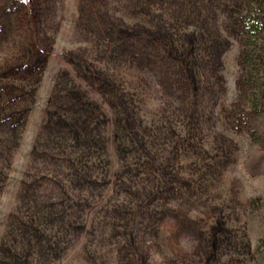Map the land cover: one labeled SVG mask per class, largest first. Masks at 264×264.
<instances>
[{"label":"rangeland","instance_id":"374dc122","mask_svg":"<svg viewBox=\"0 0 264 264\" xmlns=\"http://www.w3.org/2000/svg\"><path fill=\"white\" fill-rule=\"evenodd\" d=\"M241 1L0 0V264H264Z\"/></svg>","mask_w":264,"mask_h":264},{"label":"trees","instance_id":"16d2710c","mask_svg":"<svg viewBox=\"0 0 264 264\" xmlns=\"http://www.w3.org/2000/svg\"><path fill=\"white\" fill-rule=\"evenodd\" d=\"M241 1V0H240ZM236 5L231 7L233 10L228 14L229 23L227 24V32L233 36L238 43V57L237 66L240 72L237 80V89L240 100H244L246 106L231 113L232 115L225 114L227 120L232 119V124L242 125L243 130L250 132L249 121L247 120L249 112L259 113V110L263 107L262 104V91L257 84L256 77L261 72V65L263 61V47L262 42L264 40V11H260V0H246V2H234ZM256 8H253V7ZM170 44V43H169ZM166 43V48L174 59L184 65V69L189 67L192 62L186 57L184 53H179L181 58H177L176 50L172 51L170 45ZM210 45V44H208ZM211 49L210 46H208ZM185 65L187 67H185ZM34 61L27 60L24 62L17 72H26L29 69H35ZM5 73H3L4 75ZM5 77V75H4ZM261 91V92H260ZM258 109V110H257ZM245 113L243 114L242 112ZM248 111V112H247ZM243 120V123H241ZM239 129V128H238ZM260 246L264 248V240H261Z\"/></svg>","mask_w":264,"mask_h":264}]
</instances>
